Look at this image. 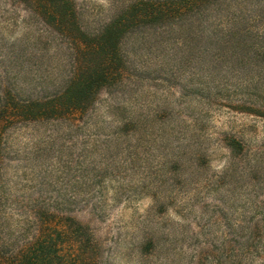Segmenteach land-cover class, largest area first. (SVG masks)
Listing matches in <instances>:
<instances>
[{"label":"trees","instance_id":"1","mask_svg":"<svg viewBox=\"0 0 264 264\" xmlns=\"http://www.w3.org/2000/svg\"><path fill=\"white\" fill-rule=\"evenodd\" d=\"M0 10V264L106 260L73 211L102 208V198L91 197L135 165L148 121L180 118L168 101L146 100L159 89L179 86L188 97L207 80L264 91V0H0ZM246 100L232 107L264 116L263 103ZM101 108L116 122L112 132H102ZM176 133L161 163L199 167L209 147ZM240 137H214L231 156L219 181L251 180L260 170L262 144ZM13 166L22 171L18 195ZM159 204L164 212L168 204ZM226 225L214 264H264V201H245ZM168 245L159 229L150 231L140 264L150 255L162 261Z\"/></svg>","mask_w":264,"mask_h":264},{"label":"rangeland","instance_id":"2","mask_svg":"<svg viewBox=\"0 0 264 264\" xmlns=\"http://www.w3.org/2000/svg\"><path fill=\"white\" fill-rule=\"evenodd\" d=\"M13 34H18V30ZM192 86L188 97H180L178 86L168 91L161 88L155 96L146 99L153 105L161 100L168 101L175 112L182 110L180 118L175 115L148 121L139 132L141 143L135 165L115 178L108 177L101 185V192L91 197L94 200L102 198V208L83 206L73 211L77 219L90 224L99 238L106 255V260L100 264H140L144 258L140 255V243L155 229L164 234L170 245L166 258L161 261L163 254L161 258L150 255L146 259L148 264H214L212 255L218 252L219 241L229 230L226 223L235 221L245 201L252 198L264 201V157L259 160L260 170L255 178L233 175L219 181L231 156L227 147L214 141L215 136L230 132L262 144L264 148V116L239 112L232 107L246 98L250 103H263L264 106V91L253 85L240 87L230 81L214 84L205 80L201 85ZM200 87L201 91H196ZM162 89L165 92L160 99ZM102 112L103 118H107L102 121L105 126L102 132H112L116 122H110L113 118L103 108ZM177 130L183 132L179 133L181 140L209 147L207 158L200 159L199 167L188 163L176 169L173 164L161 163L168 156L164 157L163 144L166 139L177 136ZM134 141L135 137L128 138L122 144L131 146ZM8 176L12 193L21 194V169L11 167ZM160 181L163 183L158 186ZM65 185V181L57 183L62 189ZM159 201L168 204L164 212L158 210ZM155 203L158 204L157 212L153 209Z\"/></svg>","mask_w":264,"mask_h":264}]
</instances>
